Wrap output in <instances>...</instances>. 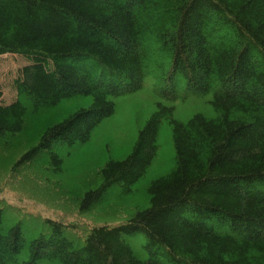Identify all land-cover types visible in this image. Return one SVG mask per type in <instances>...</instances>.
I'll return each mask as SVG.
<instances>
[{
	"label": "trees",
	"instance_id": "16d2710c",
	"mask_svg": "<svg viewBox=\"0 0 264 264\" xmlns=\"http://www.w3.org/2000/svg\"><path fill=\"white\" fill-rule=\"evenodd\" d=\"M5 54L27 63L13 102L0 88V141L9 150L34 128L13 177L45 163L41 177L58 186L65 159L121 103L145 92L134 107L151 113L66 199L81 214L135 205L111 223L47 216L28 241L30 213L0 197V264H264V0H0ZM51 111L62 115L35 128ZM164 127L174 155L149 177Z\"/></svg>",
	"mask_w": 264,
	"mask_h": 264
},
{
	"label": "rangeland",
	"instance_id": "374dc122",
	"mask_svg": "<svg viewBox=\"0 0 264 264\" xmlns=\"http://www.w3.org/2000/svg\"><path fill=\"white\" fill-rule=\"evenodd\" d=\"M26 63L27 61L19 55L5 54L0 56V88L3 91V101L5 103H11L16 99L15 80L19 68ZM148 100L149 96L144 92L133 100L121 103L118 108V114L99 126L92 141L65 159L64 174L54 177V179L58 180L59 188L56 184L46 185L45 179L41 177L42 170H44L42 166H46L45 163L31 168L32 170L23 174L20 178L9 175L11 162L16 154L18 155L32 142L34 128L29 127L28 140L15 141L9 150L5 149V144L0 141V197H5L10 205L14 206L16 204L22 207V210L25 208L31 214L23 216L25 222L29 224V232L26 230L27 233H25L28 241L35 237L38 234L37 232L43 228V221L47 216H57V218H61L62 221L68 223H74L75 221L86 222L89 220L93 221L91 224H95V222L111 223V220L119 221L130 209V206L135 205V203H131L126 205V207L123 206L122 209L120 208V202H115L110 207L104 206L90 214H81L78 204L74 203L76 200L73 198V202L68 199L69 201L67 202L66 199L73 197L70 196L72 193L80 192L83 189L82 186L86 184L85 181L80 186V180H82L84 174L90 172L89 175H92L96 171L97 165L106 159L105 148L109 147L110 150H113L115 147L127 146L130 141L136 139L138 125L140 122L143 123L145 117H148L151 112L149 103H145V114L143 116L141 113H137L134 106ZM78 104L81 103L78 102ZM78 104L76 101L70 102L65 109L67 111L74 110ZM180 113L183 116L187 114H185V109ZM61 115V111L44 113L42 114V120L35 124V128L39 129L46 125V119L50 116L54 118ZM181 115L177 114L178 117H181ZM169 131V127H164L161 131L159 141H161V151L163 152L159 161L155 162L150 169L149 177L162 175L170 168L174 153L169 141ZM61 187L64 190H60ZM147 197V194L141 193L138 198H135V202H144ZM18 209L17 206L15 208H7V213L4 217V229H8L15 223V219L19 216ZM123 211L124 213H122ZM81 222L76 225L80 231L84 229L83 226L85 224ZM145 242L146 238L143 235L139 237L137 242L134 241L137 248L139 243Z\"/></svg>",
	"mask_w": 264,
	"mask_h": 264
}]
</instances>
